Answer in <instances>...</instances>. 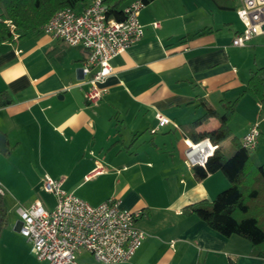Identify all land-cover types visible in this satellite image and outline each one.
<instances>
[{
  "label": "crops",
  "instance_id": "crops-1",
  "mask_svg": "<svg viewBox=\"0 0 264 264\" xmlns=\"http://www.w3.org/2000/svg\"><path fill=\"white\" fill-rule=\"evenodd\" d=\"M236 15L212 0H155L145 6L139 17L144 36L111 60L113 73L99 85L106 94L96 106L85 98L90 84L82 75L87 57L82 47L41 31L21 32L0 46V135L5 139L0 187L8 208L0 234L3 256L23 257L11 247L17 242L33 262L30 243L19 234L17 210L41 202L29 197L49 175L90 205L115 197L123 208L143 211L136 226L146 238L123 264H264V258L251 255L246 239L224 237L196 215L183 214L186 206L213 201L230 186L222 172L195 179L186 162V150L195 142L187 135L215 131L219 122L210 118L195 129L193 122L205 115L207 105L222 113L220 102L236 100L251 73L264 67V36L246 47L231 43L244 28ZM157 113L171 123L154 133ZM229 125L238 142L259 126L251 160L263 164L264 103L245 94ZM234 146L232 139L221 144L230 155Z\"/></svg>",
  "mask_w": 264,
  "mask_h": 264
},
{
  "label": "built area",
  "instance_id": "built-area-1",
  "mask_svg": "<svg viewBox=\"0 0 264 264\" xmlns=\"http://www.w3.org/2000/svg\"><path fill=\"white\" fill-rule=\"evenodd\" d=\"M239 4L236 16L244 28L231 43L246 47L253 39L264 36V0H240ZM144 7L141 0H133L123 7L124 18L118 20L104 0H91L80 10H58L42 27L41 32L52 38L87 51L81 70L90 84L85 94L89 105L96 106L106 94L99 85L113 73L111 60L143 38L145 28L139 17ZM7 22L11 23L8 26L12 27V39L20 37L12 22ZM153 25L158 27L159 23ZM156 120L154 133L171 123L161 113L156 114ZM260 132L258 125L251 127L241 137V146L250 152L256 150ZM217 146L209 138L193 143L186 150V162L192 167H204ZM41 181L45 191L55 196V208L47 209L37 201L17 210L19 234L30 243L38 261L42 264H123L131 261L146 238V233L136 226L142 210L125 209L115 197L97 206L90 205L66 191L62 180L44 175ZM0 193L4 195L1 187ZM86 257L91 259L81 261Z\"/></svg>",
  "mask_w": 264,
  "mask_h": 264
},
{
  "label": "trees",
  "instance_id": "trees-1",
  "mask_svg": "<svg viewBox=\"0 0 264 264\" xmlns=\"http://www.w3.org/2000/svg\"><path fill=\"white\" fill-rule=\"evenodd\" d=\"M91 0H0V46L7 40L13 41L7 21H11L19 33L41 31L45 23L61 9H75ZM118 20L124 18V9L130 0H104ZM144 6L155 0H141ZM220 10L236 11L239 0H212ZM145 8V7H144ZM250 95L264 103V67L251 73L243 93L234 101L220 102L222 113L212 106H206L205 115L193 122L195 129L210 118H217L219 126L215 131H191L189 136L194 142L209 138L217 144V150L209 157L206 165L193 166L194 177L201 182L210 174L222 172L228 179L229 188L220 192L213 201L202 200L186 206L185 215H196L214 231L224 237L239 236L252 245L251 255L264 258V163L256 165L251 160V152L241 146L232 136L230 120L234 117L241 98ZM4 93L0 94V102ZM228 139L234 142L235 150L230 155L221 148ZM10 154V151L6 152ZM8 224V208L0 193V234Z\"/></svg>",
  "mask_w": 264,
  "mask_h": 264
},
{
  "label": "rangeland",
  "instance_id": "rangeland-1",
  "mask_svg": "<svg viewBox=\"0 0 264 264\" xmlns=\"http://www.w3.org/2000/svg\"><path fill=\"white\" fill-rule=\"evenodd\" d=\"M236 20H237L238 25H241L240 19L238 18ZM8 25H11V23L9 22ZM9 27H10V30H11L12 27L11 26H9ZM5 196L7 197V199L9 201H13L14 198H15V196L12 195V193H8L7 191H6V195ZM29 198H31V199H36V198L39 199L42 202V204L44 205V207L47 208V209L52 210V209L55 208L54 207V205L56 204L55 196L53 194H51V193H47V191H45L41 185H39V187H37V189H35V192L33 191L30 194ZM0 237H1V235H0ZM11 245H12L11 247L13 249L19 250L21 252V255H24V256L23 257L22 256L21 257H16V258L13 256L12 259H9L8 257L3 256L2 251H0V264H33V262L36 261L35 260L36 259L35 256H34V260L35 261L33 260L32 263L29 260L26 259L27 258V257H25L26 254L31 256V253H29V251H28V249L26 247H21L22 245H20L17 242H11ZM86 259L87 258H82L81 261L86 260Z\"/></svg>",
  "mask_w": 264,
  "mask_h": 264
},
{
  "label": "water",
  "instance_id": "water-1",
  "mask_svg": "<svg viewBox=\"0 0 264 264\" xmlns=\"http://www.w3.org/2000/svg\"><path fill=\"white\" fill-rule=\"evenodd\" d=\"M0 145L4 146L5 145V139L2 135H0Z\"/></svg>",
  "mask_w": 264,
  "mask_h": 264
}]
</instances>
